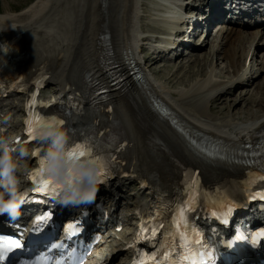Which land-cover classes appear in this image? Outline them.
Segmentation results:
<instances>
[{
    "label": "bare ground",
    "instance_id": "6f19581e",
    "mask_svg": "<svg viewBox=\"0 0 264 264\" xmlns=\"http://www.w3.org/2000/svg\"><path fill=\"white\" fill-rule=\"evenodd\" d=\"M238 1L234 0L235 3ZM155 2L154 6L162 10L159 22L169 26V21L164 20L163 16L166 12L171 13V8L166 6L171 0ZM136 3L137 0H35L14 15L7 12L0 14V39L9 42L10 37L25 32V37L36 51L34 55H37V60H23L20 64L25 85L46 73L48 81L58 86L56 96L63 89L68 90L66 98L57 97L61 102L72 104L70 118L76 127L88 129L98 126L97 120L93 118L95 108L88 100V78L92 76L106 84L103 74L107 68L106 60L111 59L114 64L126 66L124 60L132 58V52L138 50V45L135 46L136 36L140 38L135 26ZM224 3H229V0ZM237 6H242V3ZM259 7L264 10V3ZM259 31V25L249 22L245 25H230L228 31L225 29L222 32L221 47L223 45L224 58L230 65L236 68L241 56L246 59L244 49L245 42H248L247 55L251 54V66L254 55L259 49H264V37L262 34L260 38L256 37ZM209 32L200 44L197 43L198 47L206 43ZM253 42L255 48L250 53ZM17 55H21L20 50ZM175 57V60L183 58ZM147 59L152 67L155 63L153 56ZM179 63L178 68L181 67ZM243 74L233 84H208L205 80L177 102L173 100L176 96L167 95L151 79L139 84L128 80L123 87L112 88L106 105L109 121L116 122L118 130L128 138V144L122 160L117 164L116 178L101 191V196L108 197L111 207H116L117 211L122 209L123 196L120 195L126 182L136 181V185L140 186L134 200L127 201L131 203L134 220L160 196L171 199L176 194L180 178L194 185L200 178L209 187L206 196L210 200L222 197L227 188H237L241 179L239 173L244 174L242 167L246 163L240 158V143L247 142L249 133L254 134L264 126V104L254 111L249 107L251 100H247L242 93L231 102L225 98V94L237 85L253 83L250 75L241 81L245 78ZM204 86H207L205 92L197 95ZM40 93L44 94L43 91ZM155 97L158 98L159 107L165 103L173 106L175 119L172 127L155 116L157 113L150 103L151 98ZM240 102H247L244 107L250 108L245 110L246 113L241 108L243 116H239L235 108ZM67 103L64 104L68 107ZM23 104L24 94L18 93L17 87L0 100V106L11 105L18 110ZM203 104H206L204 109ZM215 109L221 113L229 109L232 112L227 116L228 113L223 112L224 116H221L217 115L219 112ZM210 134H217L226 143L230 142L228 146L234 144L233 150L218 149L216 135L212 138ZM233 170L239 173H231ZM20 178L23 180L24 175L21 174ZM143 182L147 183L145 190L141 189Z\"/></svg>",
    "mask_w": 264,
    "mask_h": 264
},
{
    "label": "clouds",
    "instance_id": "9594fccd",
    "mask_svg": "<svg viewBox=\"0 0 264 264\" xmlns=\"http://www.w3.org/2000/svg\"><path fill=\"white\" fill-rule=\"evenodd\" d=\"M53 120L43 123L37 136L47 145L44 174L61 186L54 198L63 207L91 205L99 192V165L94 159L70 158L67 133ZM16 144L0 138V216L6 215L10 221L21 218L20 210L27 198L20 190V158L26 153Z\"/></svg>",
    "mask_w": 264,
    "mask_h": 264
},
{
    "label": "rangeland",
    "instance_id": "374dc122",
    "mask_svg": "<svg viewBox=\"0 0 264 264\" xmlns=\"http://www.w3.org/2000/svg\"><path fill=\"white\" fill-rule=\"evenodd\" d=\"M32 2H35V0H0V14H4L5 12H7V14H9V15H14L16 10L20 11V10L24 9L26 6L30 5ZM151 2H152L151 0H137V3H136V23H135L136 32L139 35L143 36L145 42H147L148 48H146V50L145 49L143 50V54L145 56L147 55V51L153 50V49H151V44H152L153 39H158V40L164 39L162 30L158 28V27H160V25L158 24V23H160L158 20V17H160V15L162 14V10L158 9L157 7L155 8L154 5L152 6ZM163 3L165 4V1H163ZM161 5L165 7V5H163V4H161ZM6 17H7V15H6ZM156 17H157L158 21H156ZM61 30H63V28L59 29V31H61ZM154 36H156V38ZM216 37H217V35L213 31V33L209 36V38L206 42V45H204L202 52H196V53L193 51L190 52L193 55L184 56L181 60L177 61V64L173 63L172 66L174 68L172 70H170V68H169L170 64H168V63L164 64L163 65V68H164L163 72L158 73L155 71L154 74L156 75L157 82H154V81L153 82L158 84L159 87L168 94H172V93L175 94L178 92L179 96H176V98L173 99L174 101L177 102V100H180V98L186 96L188 94L187 92L192 90V88H194L196 85L203 82V79H201L199 81L195 80L198 77H202L200 75H196V73H199L200 71H202V73H204L206 71L207 75L209 74L210 71H215V76L223 78L224 81L228 80L230 78L229 63L224 58V56L222 55L221 52H219L221 54L220 57L218 59H216L215 58L216 51H212V45L214 44V40H216ZM194 38L197 39V35L194 36ZM245 41H247V39H245ZM219 43H221V39H220ZM247 43L245 42V45ZM254 48H253V50H254ZM262 50H264V49H262ZM262 50H258V53L255 56L256 62H254V60H255L254 57L251 60L250 68L251 69L253 68V70L255 68H259V71H260V75L255 79L256 85L251 87L250 89L244 88L242 90L240 89L241 87H239L236 90L232 91V93L230 95H225L226 100L231 102L233 99L236 98L237 95H241V93H242V95H244L247 98V100L248 99H249V101L251 100L249 107L252 110H254V111L258 110L260 108V106H262L264 104V100H263L264 99V54H263V52H261ZM244 51H245L244 55H246V57L250 55V54L247 55L248 49L246 47H245ZM194 53L196 55H198V58H196L194 56ZM208 54L211 56V60L209 62H208V56H206ZM241 58H243V56H241ZM179 61H181L179 63V65L181 66L180 68L177 67ZM242 61L243 60H241V63H242ZM160 63H162L160 60H155V63L153 64V66L151 68H153V69L159 68ZM237 63H238V61H237ZM237 63H236V65H237ZM251 76H252V74L250 75V77ZM251 78H253V76ZM192 79H194V82H192V84H190L189 86H183V85L188 84ZM48 82H49L48 84H49L50 88H48L47 92L51 93V92H53V90L51 88L53 86V82H51V81H48ZM215 83L216 82H214V84ZM238 90H240V91H238ZM216 95H218V93H216ZM243 101H245V100H243ZM246 103L240 102L235 107L236 110H238L239 116H243V114L241 112V108H243L244 111L246 109L250 110V108L244 107V106H246L245 105ZM216 111H218V110H216ZM216 111H214V113L217 114ZM223 112L228 113V114H226V116H227V115L231 114L232 111H231V109L225 110V111H222V113L219 112V114H217V115H221V116L223 115L224 116ZM245 113H246V111H245ZM134 188H135L134 186H130V187L126 188L125 193L131 194V193H129V191H133Z\"/></svg>",
    "mask_w": 264,
    "mask_h": 264
},
{
    "label": "snow or ice",
    "instance_id": "6c2138e0",
    "mask_svg": "<svg viewBox=\"0 0 264 264\" xmlns=\"http://www.w3.org/2000/svg\"><path fill=\"white\" fill-rule=\"evenodd\" d=\"M45 123L44 121H38L35 124L33 122H28V135L30 139L37 137V129L40 128V126ZM52 123L60 124L62 122L53 120ZM19 142V141H18ZM69 157L73 159H82L89 157L91 155L90 151L87 149L85 145H74L69 147L68 149ZM98 165H99V177H101L100 182H103V178L105 176V163L102 159H94ZM45 160L42 159L40 162V167L37 171L29 174V179L33 180L35 183V187L33 188L34 192L45 194V195H55L58 194L60 190V185L55 183L50 177H47L45 172ZM264 178V177H262ZM196 195L195 190H192V194L189 196L188 201L178 210L176 218L174 219V224L176 228L179 230L182 226L186 224V214L189 212H195L196 210ZM235 205L232 203H229L225 206L226 212L224 215L231 214L233 211ZM213 215H216L215 212H213ZM49 219L48 215H42L40 217H37L34 221V226H38L39 224L46 222ZM227 223V220L224 221ZM76 232V225H70L69 226V234L74 235ZM153 233L155 234V230H153ZM179 239L184 241V246L188 247L191 243L199 244V240H190L188 235L178 232ZM21 243L18 239L15 238H8L5 239L3 237H0V264H3V262L6 259H10L9 254L13 252L14 249L21 248ZM192 255H195L196 258L192 259ZM206 257H210V253H196V254H190L188 257L191 260V264H203V261ZM147 259L151 260L154 259L152 257H148ZM134 264H146V261L141 259L134 261Z\"/></svg>",
    "mask_w": 264,
    "mask_h": 264
}]
</instances>
